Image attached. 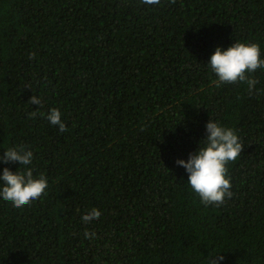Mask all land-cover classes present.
Wrapping results in <instances>:
<instances>
[{
	"label": "trees",
	"instance_id": "1",
	"mask_svg": "<svg viewBox=\"0 0 264 264\" xmlns=\"http://www.w3.org/2000/svg\"><path fill=\"white\" fill-rule=\"evenodd\" d=\"M235 42L264 59V0H0V157L33 153L0 175L48 181L30 206L0 198V264H264V69L249 94L207 65ZM52 108L67 131L39 114ZM209 120L243 145L219 207L176 164Z\"/></svg>",
	"mask_w": 264,
	"mask_h": 264
},
{
	"label": "clouds",
	"instance_id": "2",
	"mask_svg": "<svg viewBox=\"0 0 264 264\" xmlns=\"http://www.w3.org/2000/svg\"><path fill=\"white\" fill-rule=\"evenodd\" d=\"M175 3V0H170ZM143 5H159L160 0H140ZM36 53L30 52L29 59H35ZM210 71L216 76V86L225 84L246 83L249 94L255 88L258 80L252 78L257 69H264V59H261L260 47L256 43L235 42L226 50L217 47L210 56L207 63ZM32 105L40 106L41 99L32 96L28 102ZM51 125L57 126L63 133L67 131L66 124L61 120V113L58 109L52 108L45 116ZM37 112L29 114V119L34 118ZM206 138L203 147H198L197 151L190 154L187 162L177 160L176 164L183 167L187 173V184L191 190L198 195L201 204L205 207L214 205L222 206L225 198L231 199L232 193L230 176H228L227 165L235 162L241 155L243 145L239 142L237 134L231 128H225L218 123L209 120L206 124ZM33 160V153L23 147L17 149L10 147L2 157L0 163L15 162L23 166H28ZM0 198L17 209L30 206L33 201L39 199L48 187V181L43 174L38 178L33 176V170L28 167L23 171L11 172L8 168L3 169L0 175ZM101 212L92 208L81 217L83 223L87 224L93 220H98ZM94 233L84 232V238L94 237ZM223 260V256L216 255L209 257L207 264H218Z\"/></svg>",
	"mask_w": 264,
	"mask_h": 264
}]
</instances>
